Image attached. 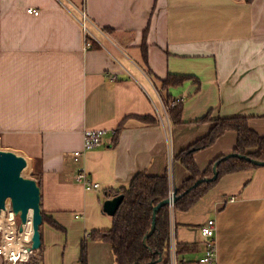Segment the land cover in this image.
<instances>
[{
    "label": "crops",
    "instance_id": "0c3cea01",
    "mask_svg": "<svg viewBox=\"0 0 264 264\" xmlns=\"http://www.w3.org/2000/svg\"><path fill=\"white\" fill-rule=\"evenodd\" d=\"M169 76L189 77L166 88ZM168 96L181 99L180 123ZM231 117L264 137V0H0V151L23 158L41 188L42 246L31 254L41 264H117L90 236L113 228L109 193L142 172L179 189L190 172L175 156ZM89 130H104L103 144L76 162ZM237 140L230 130L195 152L199 169ZM80 169L101 188L79 184ZM168 207L176 253L169 235L155 264H201L209 220L216 264H264V166L226 175L188 211Z\"/></svg>",
    "mask_w": 264,
    "mask_h": 264
},
{
    "label": "trees",
    "instance_id": "16d2710c",
    "mask_svg": "<svg viewBox=\"0 0 264 264\" xmlns=\"http://www.w3.org/2000/svg\"><path fill=\"white\" fill-rule=\"evenodd\" d=\"M143 51L146 58V44H143ZM187 77L189 76L178 78L169 76L163 81V86L169 88L171 85L181 84L187 80ZM172 100L174 102L173 97H167L168 103H171ZM170 112L174 123L182 121V103L171 108ZM145 119L150 120L151 118L147 117ZM209 120H211L210 113L200 121L206 122ZM230 130L238 134L233 153L264 161V137L250 128L246 117L216 119L215 125L209 134L175 156V160L179 161L190 172V178L184 181L179 189H176V211L190 210L226 175L260 167L246 160L237 157L226 158V155H224L217 158L204 172L199 169L194 158L195 152L210 147ZM217 162L219 163L217 179L202 182L197 187H193L198 180L213 177V168ZM170 193L171 184L168 174L163 176H151L145 172L137 174L127 188L109 193L113 197L124 195V200L113 215V228L106 232L92 233L90 235L91 239L110 243L117 264H152L156 262L160 256L164 253L167 254L169 251L170 221L168 205L159 210L156 218V229L148 237L147 244L145 238L152 229L154 207L168 199ZM42 214L43 220H45L46 216L43 211ZM54 224L57 226L56 223ZM85 247L83 242V260H85L86 254ZM24 264H41V261L31 255L28 262Z\"/></svg>",
    "mask_w": 264,
    "mask_h": 264
},
{
    "label": "water",
    "instance_id": "95a60500",
    "mask_svg": "<svg viewBox=\"0 0 264 264\" xmlns=\"http://www.w3.org/2000/svg\"><path fill=\"white\" fill-rule=\"evenodd\" d=\"M237 157L253 163L257 166H264V161L253 159L247 155H241L231 153L226 158ZM218 165L217 162L213 168L214 175L210 178H204L198 180L193 187H197L202 182H208L217 179L218 177ZM26 161L6 151H0V217L3 212L7 210L8 201L11 202L12 210L15 216H19L21 225L19 232H22L24 226L29 222V216L31 215L32 222V238L31 244L28 246V251L33 253L39 250L42 246L41 226L43 224V214L41 207V188L38 182L33 178H26L23 176V171L26 169ZM124 200V195H119L113 199H109L105 202L104 208L107 213L114 215ZM177 201L176 190L171 198H168L160 202L154 207L153 212V224L152 229L145 238L147 239L152 235L156 229V218L159 210L171 202ZM161 261V258L159 259ZM153 262L152 264H155Z\"/></svg>",
    "mask_w": 264,
    "mask_h": 264
},
{
    "label": "built area",
    "instance_id": "2783aa9c",
    "mask_svg": "<svg viewBox=\"0 0 264 264\" xmlns=\"http://www.w3.org/2000/svg\"><path fill=\"white\" fill-rule=\"evenodd\" d=\"M28 12L34 15H38L40 12L35 8H29ZM82 20L81 24L83 25V29L87 34L90 33V31L87 28V21H89L88 16L85 14V12L81 15ZM92 44L88 43L87 48H91ZM181 102V99H177L174 102H172L171 107H175L178 103ZM105 135L104 130H89L85 132V139H84V146L83 149L76 150L73 155L76 162H79L81 158L83 157L84 153L89 150L96 149L97 147L101 146L103 144V137ZM76 181L83 185L87 190H98L101 188V185L98 182H94L90 179L88 173L80 169L76 175ZM174 192H171L169 198L173 196ZM170 208L174 206V203L171 202L169 204ZM4 213V212H3ZM12 226L15 228V225L12 224ZM174 218H173V210L170 214V243H171V252L176 253V240L174 236ZM2 232V231H0ZM202 234L206 238H208V247L205 252V255L200 259L201 264H216V249H215V235H216V229H215V221L209 220L207 224L202 228ZM28 243L31 242L30 239L26 240ZM8 240L5 238L3 232L2 236H0V255L3 256L5 264H24L27 262L31 256V252L27 249V257L23 258L19 253H17V250L13 248L11 244L7 243ZM23 245L30 246L28 244ZM28 248V247H27Z\"/></svg>",
    "mask_w": 264,
    "mask_h": 264
},
{
    "label": "bare ground",
    "instance_id": "6f19581e",
    "mask_svg": "<svg viewBox=\"0 0 264 264\" xmlns=\"http://www.w3.org/2000/svg\"><path fill=\"white\" fill-rule=\"evenodd\" d=\"M9 205V202H8ZM8 208V206H7ZM4 213L0 217V231L3 232L5 238L8 240V244H11L17 253H19L23 258H26L27 247L26 245L22 244L23 237L28 235V238L31 240L32 238V222H31V215L29 216V222L24 226L22 232H18L15 228L11 227V223L14 220L13 216H10L9 223L4 220Z\"/></svg>",
    "mask_w": 264,
    "mask_h": 264
},
{
    "label": "rangeland",
    "instance_id": "374dc122",
    "mask_svg": "<svg viewBox=\"0 0 264 264\" xmlns=\"http://www.w3.org/2000/svg\"><path fill=\"white\" fill-rule=\"evenodd\" d=\"M22 174H23V176L26 177V178H32V175H31V173L29 172L28 169H25V170L23 171ZM172 192H174V190H173ZM8 202H9V205H7V206H8L7 210L4 211V217H3V218H4V220H5L6 222H8L10 216H13V217H14V220H13L12 222H10V223H11V227H13L12 224H14V225H15V230L19 232V227H20V225H21V221H20V219H19V216H15V215H14L13 210H12V206H11V202H10V201H8ZM8 223H9V222H8ZM13 228H14V227H13ZM0 236H2V232H0ZM28 239H29V238H28V235H26V236L23 237L22 242H23L24 244H28V245H30L31 242L28 243V242L26 241V240H28Z\"/></svg>",
    "mask_w": 264,
    "mask_h": 264
}]
</instances>
